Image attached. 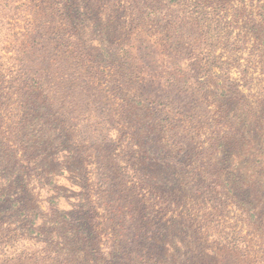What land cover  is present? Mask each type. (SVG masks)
<instances>
[{"label":"trees","instance_id":"1","mask_svg":"<svg viewBox=\"0 0 264 264\" xmlns=\"http://www.w3.org/2000/svg\"><path fill=\"white\" fill-rule=\"evenodd\" d=\"M24 1L0 0V240L16 252L7 262L264 264V175L250 179L264 162L248 168L249 177L242 173L253 163L252 143L228 163H214L215 146L222 145L219 122L190 125L188 108L180 113L184 120L171 119L187 137L186 153L154 149L150 163H142L126 124L133 104L123 96L113 100L109 127L101 126L98 138L87 128L80 134L63 112L68 104L75 113L61 80L67 58L41 30L43 0ZM70 54L76 58L77 49ZM152 56L137 61L150 66ZM164 57L158 64L154 53L149 71L161 113L187 85ZM89 82L79 86L91 91ZM98 139L119 150L111 162L102 155L91 160L87 149L100 148ZM118 156L122 173L114 175Z\"/></svg>","mask_w":264,"mask_h":264},{"label":"rangeland","instance_id":"2","mask_svg":"<svg viewBox=\"0 0 264 264\" xmlns=\"http://www.w3.org/2000/svg\"><path fill=\"white\" fill-rule=\"evenodd\" d=\"M38 14L49 45L67 58L61 80L70 88L66 91L74 98L75 113L68 104L63 112L80 134L86 128L95 136L101 126L106 130L113 100L123 96L133 104L126 124L128 134L139 141L131 149L142 163H150L154 149L186 153L187 137L171 119L184 120L180 113L188 108L190 125H212L214 117L219 122L222 145L215 146L214 163H228L247 143L253 146V163L242 173L249 177L247 169L264 162V0H43ZM9 27L5 24L3 30ZM139 46L138 56L127 53ZM146 46L150 51L143 50ZM71 48L80 58L71 56ZM148 52L153 63L142 65L137 59ZM154 53L158 64L168 54L170 72L187 80L186 92L178 98L172 93L174 101L162 113L154 105L149 73L154 72ZM73 65L78 68L74 73ZM84 80L91 82V91L79 86ZM96 143L100 148L87 149L92 161L98 155L110 162L116 157L119 150L111 140ZM121 158L112 161L114 175L122 173ZM262 172L258 168L250 179L263 177ZM15 254L0 240V264H11L7 261Z\"/></svg>","mask_w":264,"mask_h":264}]
</instances>
